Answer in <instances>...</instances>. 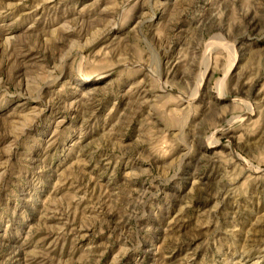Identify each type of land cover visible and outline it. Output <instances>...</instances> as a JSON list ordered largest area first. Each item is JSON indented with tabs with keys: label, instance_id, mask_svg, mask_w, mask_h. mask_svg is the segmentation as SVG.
Returning <instances> with one entry per match:
<instances>
[{
	"label": "rangeland",
	"instance_id": "1",
	"mask_svg": "<svg viewBox=\"0 0 264 264\" xmlns=\"http://www.w3.org/2000/svg\"><path fill=\"white\" fill-rule=\"evenodd\" d=\"M0 264H264V0H0Z\"/></svg>",
	"mask_w": 264,
	"mask_h": 264
}]
</instances>
